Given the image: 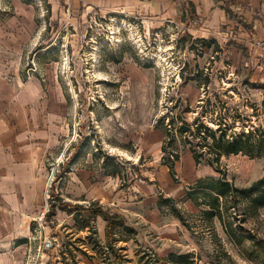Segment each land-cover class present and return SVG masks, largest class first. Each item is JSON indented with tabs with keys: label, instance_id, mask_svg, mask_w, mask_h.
Masks as SVG:
<instances>
[{
	"label": "rangeland",
	"instance_id": "obj_1",
	"mask_svg": "<svg viewBox=\"0 0 264 264\" xmlns=\"http://www.w3.org/2000/svg\"><path fill=\"white\" fill-rule=\"evenodd\" d=\"M148 1L0 0V112L15 123L11 103H22L21 138L30 130L43 176L33 219L25 215L24 224L0 233V264L17 256L19 243L24 256L44 236L54 240L47 254L58 256L47 264H264V205L254 208L239 195L227 200L222 220L237 242L204 214L208 198L187 194L200 178L223 176L242 189L264 177V157L243 154L221 156L215 171L214 156L198 145L203 139L188 132L220 125L258 138L259 59L241 32L223 37L226 26L219 25L199 37V20L201 27L191 28L158 21ZM191 13L184 5L180 21H194ZM181 126L188 130L180 133ZM165 143L172 145L163 153ZM190 147L203 153L198 165H191ZM172 149L179 155L175 181L162 165ZM160 195L174 199L187 226L169 203L158 207ZM98 207L129 219L107 234L103 218L87 219Z\"/></svg>",
	"mask_w": 264,
	"mask_h": 264
},
{
	"label": "crops",
	"instance_id": "obj_2",
	"mask_svg": "<svg viewBox=\"0 0 264 264\" xmlns=\"http://www.w3.org/2000/svg\"><path fill=\"white\" fill-rule=\"evenodd\" d=\"M146 4L151 13L157 16L158 21H179L181 25L185 24L190 28L202 24L203 27H200L205 28V31L200 32L201 30L199 31L197 28L194 30L195 33H200L199 37L216 33L219 25L226 26L223 35H221L223 37L232 34L234 31L241 32L240 38L246 39L245 46L250 54L255 58L260 55L259 49L254 44L258 41H264V0H149ZM184 5L193 7L194 14L191 13L190 16L196 18L194 20L195 25L192 24L194 21L191 20L185 21V23L180 21L179 14ZM184 10L186 12V9ZM228 11L234 12L233 17ZM258 16L262 18L261 21L257 19ZM229 30L231 31L229 32ZM235 34L238 35V33ZM235 38L237 37L235 36ZM245 66H248V63H245ZM2 97L1 102L4 105L9 103L8 98ZM11 104L8 115H11L12 120H14L13 117H16L15 123H12L4 117L3 112H0V233L2 234L5 230H11L14 223L24 224L25 215L26 217L30 215V218L36 215L40 205L39 192L43 183L41 170H38L37 167L38 156L34 152L38 145L30 141L32 138V136L30 138V130L24 133L21 138L19 125L22 122L21 113L25 111V108L19 100H13ZM5 119H7V123ZM189 158L191 165L195 164L192 158ZM196 177L200 178L201 175ZM170 188L173 192L178 191V187L174 183ZM6 214L7 216L14 215V221H9L10 224L5 222ZM110 214L121 216L123 221L125 218L129 219L126 213ZM102 229L106 230L104 219ZM16 246L17 256L8 259L6 264H24L27 248H25L23 256L21 249L24 245L19 243ZM49 259H51L50 262H54L58 256H52Z\"/></svg>",
	"mask_w": 264,
	"mask_h": 264
},
{
	"label": "trees",
	"instance_id": "obj_3",
	"mask_svg": "<svg viewBox=\"0 0 264 264\" xmlns=\"http://www.w3.org/2000/svg\"><path fill=\"white\" fill-rule=\"evenodd\" d=\"M198 125L196 124V127ZM166 132V131H165ZM179 132H186L179 128ZM193 138H202L205 142L203 145L198 144L199 146H203L207 148V154L213 155L214 160L210 162V166L217 172L219 169L217 167L218 162L221 156H228L230 154H243L250 158L255 157H264V130L258 131V138H253V131H248L246 134L243 133H231L227 134V130L220 125L216 130L209 129L207 127L198 126L195 131H188ZM210 139L211 142H207V139ZM171 143H165L162 146V152H167V147H170ZM204 149V148H203ZM192 158L194 160L195 165L200 163V157L203 155L202 152H197L193 147L189 148ZM179 160V155L175 150H170L168 152L167 157H162V165H165L168 168V172L170 177L175 181V170L174 163ZM216 164V165H214ZM189 192L188 197L192 195V193L200 191L204 197L208 198V202H205L207 206V210L204 211V214L209 216L210 218L216 217L219 222L222 224L226 233L232 239H236L237 242L238 237L230 226H227L226 223L222 220L223 211L227 210V200L230 198L236 199L239 195L241 198L248 199L249 203L254 207L258 208L264 205V177H261L257 181L253 182L247 188H236L232 183H230L225 177H208L205 179H198L194 186L188 187ZM170 204V210L175 218H177L184 226L186 222L183 218V214L176 207L174 199L172 198H164L160 195L157 199V205L159 208H162L164 205ZM84 209L82 206H77L76 210ZM224 208V210H223ZM85 210V209H84ZM100 216L106 221V233L112 234L115 226L123 225V219L121 216L110 214L106 210H103L101 207L98 208H90L88 212V218ZM129 232L133 234V230L129 229ZM171 256V255H170Z\"/></svg>",
	"mask_w": 264,
	"mask_h": 264
},
{
	"label": "built area",
	"instance_id": "obj_4",
	"mask_svg": "<svg viewBox=\"0 0 264 264\" xmlns=\"http://www.w3.org/2000/svg\"><path fill=\"white\" fill-rule=\"evenodd\" d=\"M254 45L259 49L260 55L257 58L259 59L260 68L264 72V41H258ZM36 228L40 231V234H42L41 232L44 229V217L36 222ZM53 242L54 240H50L44 236L37 247L28 246L24 264H47L50 258L47 252L53 249Z\"/></svg>",
	"mask_w": 264,
	"mask_h": 264
},
{
	"label": "bare ground",
	"instance_id": "obj_5",
	"mask_svg": "<svg viewBox=\"0 0 264 264\" xmlns=\"http://www.w3.org/2000/svg\"><path fill=\"white\" fill-rule=\"evenodd\" d=\"M118 25L119 26H122V27H126L127 26V23L124 19H118L117 21Z\"/></svg>",
	"mask_w": 264,
	"mask_h": 264
},
{
	"label": "water",
	"instance_id": "obj_6",
	"mask_svg": "<svg viewBox=\"0 0 264 264\" xmlns=\"http://www.w3.org/2000/svg\"><path fill=\"white\" fill-rule=\"evenodd\" d=\"M181 129L184 130V131H186V130H188V127H186V126H181Z\"/></svg>",
	"mask_w": 264,
	"mask_h": 264
}]
</instances>
